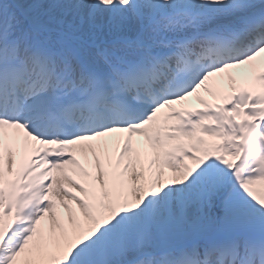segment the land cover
I'll list each match as a JSON object with an SVG mask.
<instances>
[{
  "label": "snow or ice",
  "instance_id": "snow-or-ice-1",
  "mask_svg": "<svg viewBox=\"0 0 264 264\" xmlns=\"http://www.w3.org/2000/svg\"><path fill=\"white\" fill-rule=\"evenodd\" d=\"M0 264H264V0H0Z\"/></svg>",
  "mask_w": 264,
  "mask_h": 264
},
{
  "label": "bare ground",
  "instance_id": "bare-ground-1",
  "mask_svg": "<svg viewBox=\"0 0 264 264\" xmlns=\"http://www.w3.org/2000/svg\"><path fill=\"white\" fill-rule=\"evenodd\" d=\"M208 88L211 89V91H205V90H201L200 92V97H202L203 99L209 101L210 103H213L216 99H218L219 97H222V94L225 93L224 90H226L227 88H232L231 84L228 82L227 77L224 78L223 82L220 83L219 86H217L215 83L210 82L208 85ZM197 105L200 104L198 102V100L196 98H191L189 102L186 103V107H189L191 105ZM69 175H73L71 172L69 173ZM74 179H79V177L73 175ZM79 194V193H77Z\"/></svg>",
  "mask_w": 264,
  "mask_h": 264
}]
</instances>
